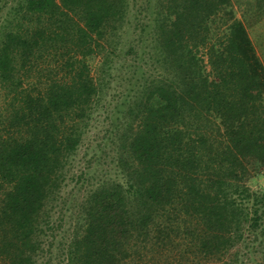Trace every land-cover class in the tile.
I'll list each match as a JSON object with an SVG mask.
<instances>
[{
	"label": "trees",
	"instance_id": "16d2710c",
	"mask_svg": "<svg viewBox=\"0 0 264 264\" xmlns=\"http://www.w3.org/2000/svg\"><path fill=\"white\" fill-rule=\"evenodd\" d=\"M263 177L264 62L232 0H0V264H264Z\"/></svg>",
	"mask_w": 264,
	"mask_h": 264
},
{
	"label": "rangeland",
	"instance_id": "374dc122",
	"mask_svg": "<svg viewBox=\"0 0 264 264\" xmlns=\"http://www.w3.org/2000/svg\"><path fill=\"white\" fill-rule=\"evenodd\" d=\"M256 2L257 0H232V10H234L236 16L244 22L246 28L248 29L249 36L257 50V53L264 62V6L257 9ZM131 31L133 30H129L128 40L132 39L133 35ZM122 64H124L123 61L120 63V65L123 66ZM103 121V119H100L99 121H96L92 124L88 136L85 137L83 145L76 155L71 173L72 178H70L67 184L68 186L62 192V196H64V198H68V201L72 197V199H74L77 197V195H80L78 194L79 190L82 191V186L77 181V178L81 172L89 169L92 171L95 170L97 165H95V161L93 160L94 153L96 152L99 156L102 155L98 144H103L102 142H104V139H106L104 138L105 126ZM108 151L111 150L108 148ZM110 160V156L107 155L101 160V177L103 173L104 176L106 174H109V176L115 174V166ZM254 184L256 187L260 186L264 188V177L256 180Z\"/></svg>",
	"mask_w": 264,
	"mask_h": 264
}]
</instances>
